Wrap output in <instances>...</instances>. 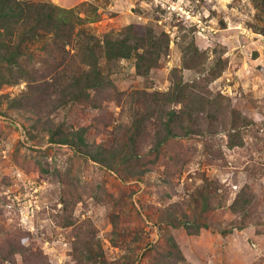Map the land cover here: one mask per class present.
Returning <instances> with one entry per match:
<instances>
[{"label": "rangeland", "instance_id": "obj_1", "mask_svg": "<svg viewBox=\"0 0 264 264\" xmlns=\"http://www.w3.org/2000/svg\"><path fill=\"white\" fill-rule=\"evenodd\" d=\"M24 1L128 55L0 36V264H264V0Z\"/></svg>", "mask_w": 264, "mask_h": 264}, {"label": "trees", "instance_id": "obj_2", "mask_svg": "<svg viewBox=\"0 0 264 264\" xmlns=\"http://www.w3.org/2000/svg\"><path fill=\"white\" fill-rule=\"evenodd\" d=\"M0 22H2V26H4V31L0 30V36L3 38L4 36L2 34L10 33V29L13 31V26H21L23 32H21L22 38L20 39L22 42L28 38H39L42 36L41 30L49 31L52 34L50 39H52V42L55 44L61 41L60 38L64 39V41H61V45L59 44L56 46L59 52L60 50L61 52L66 51L64 45L66 46L67 41L74 42L75 46L77 45L78 47L76 51H78V55H80L82 62L91 68L89 70L90 74H98V51H101L109 59H113L122 54L128 55V49H126L124 45L119 44L121 42H117L108 37L103 38L101 50L97 49L98 44L94 37H92V42L90 38H88L89 41H86V43L73 41L74 23L69 20L64 9L52 3L24 0H0ZM3 44L6 49L12 48V42L9 40L5 39ZM80 49L82 55L79 53ZM13 50L16 49L13 48ZM18 54L22 53L18 51ZM13 56L14 54L12 51V59L10 60H13ZM56 64L60 65L61 62L59 61V63ZM64 66L65 67L61 70L63 73L59 75L60 77L66 73L69 74L71 71L70 63L64 64ZM61 71H56L54 73L57 75ZM95 79H99V74ZM66 139V136H60L55 140H58V142H65Z\"/></svg>", "mask_w": 264, "mask_h": 264}]
</instances>
